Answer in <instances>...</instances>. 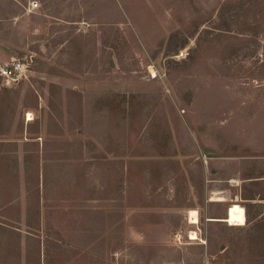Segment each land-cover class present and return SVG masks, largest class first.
<instances>
[{"label": "rangeland", "instance_id": "374dc122", "mask_svg": "<svg viewBox=\"0 0 264 264\" xmlns=\"http://www.w3.org/2000/svg\"><path fill=\"white\" fill-rule=\"evenodd\" d=\"M29 1L0 0V62L30 61L0 80V262L264 264V0Z\"/></svg>", "mask_w": 264, "mask_h": 264}, {"label": "crops", "instance_id": "0c3cea01", "mask_svg": "<svg viewBox=\"0 0 264 264\" xmlns=\"http://www.w3.org/2000/svg\"><path fill=\"white\" fill-rule=\"evenodd\" d=\"M32 119V118H29ZM19 159H17L18 161ZM19 165V163H18ZM18 165L16 167H18ZM22 177L20 180V185L18 184V186H20V189H17L16 193H19L17 196H11L8 199H3L0 196V227L6 228L7 230H10L9 233L12 232H16L19 233V235L21 234L20 231L22 232V230L24 231V228L22 226H24V222H25V212H24V185H23V181H22ZM16 204V205H15ZM9 206H13L16 208V213H9L8 214L6 212H4L3 210L6 208L8 209ZM232 207H242L241 205H231L228 209V213H227V217L224 219L226 222H228L229 224H237V223H232L231 222V208ZM243 208V207H242ZM244 209V208H243ZM243 217V223H245V210L244 213L242 215ZM40 216L39 214L37 215V219L39 220ZM240 223V224H243ZM33 225V224H32ZM239 225V224H237ZM33 227L35 228V226L33 225ZM39 227V223L37 222L36 228ZM28 234H32V236H35L34 233H30V231H28ZM5 241V239L3 238V236L0 234V245ZM39 243V242H38ZM1 251H3L0 248V256ZM40 253H41V248H40V243L38 244V249H37V254H38V260L40 259ZM0 264H4L3 262H0Z\"/></svg>", "mask_w": 264, "mask_h": 264}, {"label": "built area", "instance_id": "2783aa9c", "mask_svg": "<svg viewBox=\"0 0 264 264\" xmlns=\"http://www.w3.org/2000/svg\"><path fill=\"white\" fill-rule=\"evenodd\" d=\"M30 9L38 6L37 0H31L28 4ZM30 61L27 57H11L7 60L0 62V80L4 85H11L20 81L23 77L27 76ZM233 181V178L230 179Z\"/></svg>", "mask_w": 264, "mask_h": 264}, {"label": "bare ground", "instance_id": "6f19581e", "mask_svg": "<svg viewBox=\"0 0 264 264\" xmlns=\"http://www.w3.org/2000/svg\"><path fill=\"white\" fill-rule=\"evenodd\" d=\"M29 115H31V114H29ZM29 118H32L31 116L29 117ZM190 214H191V222L192 223H194V222H196V220H197V212L196 211H191L190 212ZM197 237V234L195 233V232H192L191 233V238H196Z\"/></svg>", "mask_w": 264, "mask_h": 264}]
</instances>
